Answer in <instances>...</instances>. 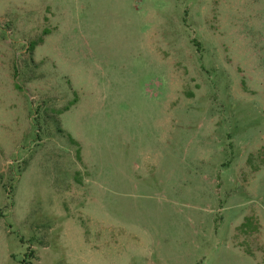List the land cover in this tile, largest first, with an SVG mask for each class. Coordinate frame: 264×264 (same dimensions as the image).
I'll return each mask as SVG.
<instances>
[{
	"label": "rangeland",
	"instance_id": "rangeland-1",
	"mask_svg": "<svg viewBox=\"0 0 264 264\" xmlns=\"http://www.w3.org/2000/svg\"><path fill=\"white\" fill-rule=\"evenodd\" d=\"M0 264H264V0H0Z\"/></svg>",
	"mask_w": 264,
	"mask_h": 264
}]
</instances>
